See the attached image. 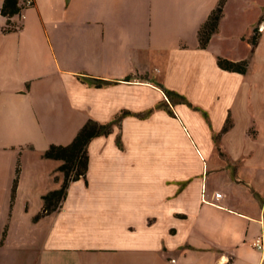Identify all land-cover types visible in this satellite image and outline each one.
<instances>
[{"label": "crops", "instance_id": "crops-1", "mask_svg": "<svg viewBox=\"0 0 264 264\" xmlns=\"http://www.w3.org/2000/svg\"><path fill=\"white\" fill-rule=\"evenodd\" d=\"M32 1L19 0L20 12L9 18L16 29L5 32L0 0V200L12 192L14 149L37 151L39 158H19L16 190L27 193L37 240L0 241V251L14 242L30 247L34 264H264V251L252 246L264 237V193L237 174L241 166L264 167V120L239 109L248 97L245 74L219 68L209 45L229 27V3L201 49L198 30L219 0ZM241 1L254 7L251 16L238 15L254 32L264 0ZM177 24L182 30L169 33ZM186 29L197 40L178 48L171 39L186 37ZM158 52H166L160 69L153 65ZM149 63L157 83L206 118L182 104L170 114L164 88L144 75ZM80 76L113 84L97 88ZM124 112L108 136L89 143L86 177L47 212L43 196L60 188L63 174L61 161L43 153L70 144L88 120L105 124ZM219 163L231 181L251 186L249 200L205 196V175Z\"/></svg>", "mask_w": 264, "mask_h": 264}, {"label": "rangeland", "instance_id": "rangeland-1", "mask_svg": "<svg viewBox=\"0 0 264 264\" xmlns=\"http://www.w3.org/2000/svg\"><path fill=\"white\" fill-rule=\"evenodd\" d=\"M228 4L227 13L229 17L227 18L224 26H229L227 30L224 32L221 37L215 36L211 45V50L215 54V58L221 56H234V57H242V60H247L248 66L247 71L245 73V80L247 82L246 86L243 87L244 91L248 95L245 102L239 100V109L246 110L248 113L253 115V117L260 116L263 117L264 120V37L261 41L257 40L255 46L251 44L252 36L255 34L254 32H250V23L249 18L244 15L239 14H251L253 13L254 7L243 4L241 0H226ZM224 5V6H225ZM261 23V24H259ZM188 24V23H187ZM193 25V23H189ZM259 24L260 28L264 25V17L259 18L258 21L254 22L253 25ZM182 24H177L173 28H169L168 31L171 33L172 30L181 31ZM188 26V25H187ZM259 31L261 32L262 29ZM186 33V37L183 38H172V42L178 40V48L188 49L189 45H191L192 41L197 40V34L190 33L189 29ZM194 34V37L192 36ZM258 53H256L257 49ZM190 49V48H189ZM160 52V51H159ZM157 53L156 60L153 65L157 68H162L163 61L162 53L166 55V52ZM164 56V55H163ZM152 63H149V68L147 69V73L144 75L147 76V80L155 83L156 87L164 88L170 93H174L175 95L171 97V106L168 104V101H164L162 104L166 105L168 110H172V106L175 107L178 104L186 105L189 109L195 110L202 114L206 118L207 114L197 106H194L189 100L182 94L177 91L166 89L164 86L157 83V75L151 71L154 67H151ZM259 93L262 94L260 100L256 101L252 96L254 94ZM181 102V103H180ZM167 110V111H168ZM14 153L16 152V160L19 161V158L31 160L39 158V153L34 150H30L26 147H18V149H14ZM23 154V155H21ZM3 155V153L1 154ZM8 157V156H7ZM43 157V156H42ZM4 158V156H3ZM6 158V155H5ZM44 158V157H43ZM7 159V158H6ZM5 159V160H6ZM16 161V162H17ZM20 163V161H19ZM225 163V162H223ZM221 163L216 165L215 167L209 166L208 174L205 175V186H204V194L209 199L210 193L212 192H220L225 196L229 195L233 198H240L243 200H249V190L251 192V186L237 182L231 181V176L227 171L226 167H222ZM18 165V162H17ZM20 167V166H19ZM224 168L218 171L214 169ZM17 169V167H16ZM238 176L242 180H246L251 184L254 188H258L262 193H264V167H254V166H241L238 168ZM16 176V174H15ZM15 179V177H14ZM13 179V181H14ZM237 183V184H236ZM13 186V183H12ZM18 186V183H17ZM17 190V188H16ZM21 196L18 197L17 192L15 194V198L11 201H8V194L5 199L0 200V241H22L25 239L35 241L37 240V235L35 234V230L32 229L31 224H28L27 220L30 218V209L27 210L25 207V197L27 193L22 191L20 193ZM29 195V194H28ZM31 195V194H30ZM24 196V197H23ZM32 198H30L31 201ZM30 225V226H29ZM25 236V237H24ZM24 237V238H23ZM22 248V250H21ZM35 251V250H34ZM20 253V256L17 254ZM18 255V259L15 261L11 259L8 261V255ZM33 252L29 248L20 247V244L12 243V245L7 244L4 250L0 251V264H34L36 259L32 256Z\"/></svg>", "mask_w": 264, "mask_h": 264}, {"label": "trees", "instance_id": "trees-1", "mask_svg": "<svg viewBox=\"0 0 264 264\" xmlns=\"http://www.w3.org/2000/svg\"><path fill=\"white\" fill-rule=\"evenodd\" d=\"M226 0H219L217 5L212 9L208 15L205 22L200 26L198 30V43L201 49H205L208 46V43L211 37L218 31L220 20L223 16L224 5ZM21 10L19 5V0H4L1 14L7 18L6 27L4 28L5 32L11 31L15 27L10 25L9 18L18 14ZM16 29V28H15ZM254 35L252 36L251 44L256 45L259 38V26L254 28ZM217 65L219 68L236 72L239 74H245L247 71L248 62L247 60L242 61H229L218 57ZM80 81L88 85L100 88L113 84V82L106 81L103 79L93 78L89 76H80ZM129 77H126L125 81H128ZM167 98L171 101V97L174 96V93H170L166 90H163ZM181 103V102H180ZM170 114H173L171 110H168ZM150 114V111L143 115H139L141 118H144ZM126 113H122L119 117L115 118L113 121L101 124L93 120H88L78 131L72 142L68 145H51L44 153L43 157L47 159H54L61 161V165L58 168L63 174V182L59 189L51 191L43 196L44 209L47 212L56 210L59 206V203L64 199L67 189L71 182L77 181L81 178L86 177V172L88 168V152L87 148L89 143L94 139L102 136H108L115 125H119L123 116ZM229 127V120L224 127V131ZM118 147H121L120 139L116 141ZM20 164L18 161L16 176L13 181L12 192H11V201L15 198L17 183L20 173ZM41 215L34 217V221L38 220Z\"/></svg>", "mask_w": 264, "mask_h": 264}, {"label": "built area", "instance_id": "built-area-1", "mask_svg": "<svg viewBox=\"0 0 264 264\" xmlns=\"http://www.w3.org/2000/svg\"><path fill=\"white\" fill-rule=\"evenodd\" d=\"M24 4H25V6H31L33 4V1L32 0H25ZM220 197H221V194L217 193L216 198H220ZM252 246L259 251H264V237L259 236V237L255 238L252 241Z\"/></svg>", "mask_w": 264, "mask_h": 264}]
</instances>
